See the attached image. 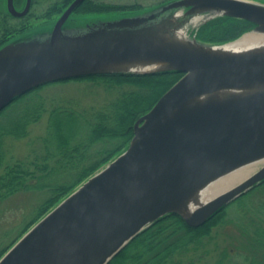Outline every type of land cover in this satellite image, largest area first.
<instances>
[{
    "label": "water",
    "instance_id": "water-1",
    "mask_svg": "<svg viewBox=\"0 0 264 264\" xmlns=\"http://www.w3.org/2000/svg\"><path fill=\"white\" fill-rule=\"evenodd\" d=\"M82 1L49 29L0 48V112L52 82L112 73L181 77L135 121L128 146L34 223L0 264H108L159 218L177 214L197 228L264 181L261 163L184 213L208 184L264 160V44L218 51L249 33L264 37L263 2L170 0L114 20L69 19ZM219 17L255 27L230 42L199 41V28Z\"/></svg>",
    "mask_w": 264,
    "mask_h": 264
},
{
    "label": "trees",
    "instance_id": "trees-1",
    "mask_svg": "<svg viewBox=\"0 0 264 264\" xmlns=\"http://www.w3.org/2000/svg\"><path fill=\"white\" fill-rule=\"evenodd\" d=\"M71 1H56L49 5L42 14L46 18L58 17ZM168 1L170 0L142 8L139 5H114L95 0H84L74 12L79 18L90 14H134ZM254 1L264 3V0ZM254 27L255 25L244 20L219 17L202 25L197 31L196 38L205 43L222 44L239 38ZM180 77V73L167 71L143 75L98 74L59 81L95 82L102 84L96 86H102L104 91L114 92L116 95L101 109L79 110L76 107L78 105L73 106V101H68L65 107H54L49 111L48 137L44 142L46 153L43 159H55V166L49 169L47 175L36 177L35 183L30 186L27 184V179L34 178L33 172H30L22 161L13 165L5 164L6 154L0 152V170H2L0 173V201L18 191L32 187L38 188L37 186H40L39 190L45 189L47 193V197L37 208L36 216L26 224L10 245L2 249L0 257L76 186L120 154L128 146L133 136L132 129L135 121L148 112ZM49 84L54 83H48L28 91L14 99L0 112V122L4 118L11 119L7 125L0 123V139L3 137L12 139L26 137L29 124L37 122L46 110V100L40 95V91ZM81 119L86 126V132L80 139H77V130L73 126L80 123L78 121ZM108 142L115 144L99 149L96 153L97 159L89 166L84 167L73 183L56 186L38 184L59 165L64 164L75 169L78 162L90 159L88 152H83L84 150H90L96 143L104 145ZM37 168L48 169L46 164L37 165ZM263 187L264 181L224 206L197 228L186 225L177 214H167L131 240L108 264H207L202 262V257L210 255V250L205 247V244L211 239L212 230L221 223L234 225L238 231L246 235L244 238L247 243L243 245L244 254L235 255L238 257L241 255L240 263L233 262L230 257L227 259L228 254L221 252L216 264H223L224 260H227L225 264H264V198L257 201L260 204L259 209L255 208L257 204L250 208L242 204L244 200L252 198L256 189ZM232 205L237 207L239 212L241 210L240 217L229 215L228 208Z\"/></svg>",
    "mask_w": 264,
    "mask_h": 264
},
{
    "label": "rangeland",
    "instance_id": "rangeland-1",
    "mask_svg": "<svg viewBox=\"0 0 264 264\" xmlns=\"http://www.w3.org/2000/svg\"><path fill=\"white\" fill-rule=\"evenodd\" d=\"M56 1L59 0H35V15L42 14L51 3ZM95 1L114 5H139L142 8H147L157 5L165 0ZM127 15L130 14H90L84 17H87L91 20L90 22H93L92 20L98 19L114 20ZM56 17L57 16H54L53 19H56ZM47 20L48 19L43 17H36L33 22V33H36L35 31L39 29H49L52 23L51 21L49 22ZM96 85L102 84H97L90 81H68L49 84V86L40 91V95L46 100V110L42 113L40 119L37 122L29 124L27 127L26 137L20 139L3 137L0 139V152H4L6 154L5 164L13 165L16 162L22 161L24 166L30 172H33L32 175L34 178L27 179V184L29 186L35 183L36 177L40 175H47L49 169H52L55 166V159H43L46 153L44 142L48 137L47 132L49 111L54 107H65V104H68L66 103L68 101H73V106L78 105L76 107L79 110L101 109L107 104V102L115 97L116 93H108L104 91L102 86ZM84 116H86V114H84ZM10 120L11 119L4 118L0 123H2V125H7ZM82 120L83 119L78 121L80 123L73 126L74 129L77 130V139H80L86 132V126L82 123ZM114 144V142H108L104 145L101 143H96L90 148V150L87 149L83 151L88 152V157L90 159L78 162L75 169H71V166H65L64 164L61 166L59 165L58 167L54 168V170L46 178L41 179L38 184L44 186H56L73 183L81 173L82 169L89 166L97 159L96 153L99 149L103 147H111ZM48 146L51 145L48 144ZM43 164H46L48 169L41 170L37 168V165ZM1 172L2 170H0V173ZM37 187L39 188L40 186ZM38 188L32 187L18 191L0 201V252L2 249H5L8 245H10L18 237L26 224L36 216L38 206L47 197L45 189L39 190ZM251 197V199L244 200L242 204L248 208H250V206L254 207L255 204H257L255 208L259 209L260 204L258 202L261 198H264V187L256 189ZM228 213L230 216L240 217L241 210L239 212L238 208L232 205L228 208ZM244 237H246V235L238 231L234 225L221 223L212 230L211 239H209V241L205 244V247L210 250V255L202 257V262L207 264H216V261L220 257V253L226 252L228 254L226 257L227 259L230 257L233 262L240 263L241 255L239 257L235 255L244 254L245 249L243 245L247 243ZM226 262L227 260H224L223 264Z\"/></svg>",
    "mask_w": 264,
    "mask_h": 264
},
{
    "label": "bare ground",
    "instance_id": "bare-ground-1",
    "mask_svg": "<svg viewBox=\"0 0 264 264\" xmlns=\"http://www.w3.org/2000/svg\"><path fill=\"white\" fill-rule=\"evenodd\" d=\"M259 44H264V37L253 32L245 35L242 39L229 44L218 51L223 53H242L249 48L257 46ZM261 163L264 164V160H257L255 162L242 166L239 169H236L208 184L195 196H193V199L189 202V205L187 207L188 209L184 213H189L192 209L212 199L216 195L231 189L236 184L247 178L251 173H253L256 170V167Z\"/></svg>",
    "mask_w": 264,
    "mask_h": 264
},
{
    "label": "flooded vegetation",
    "instance_id": "flooded-vegetation-1",
    "mask_svg": "<svg viewBox=\"0 0 264 264\" xmlns=\"http://www.w3.org/2000/svg\"><path fill=\"white\" fill-rule=\"evenodd\" d=\"M34 3L35 0H0V47L33 32L36 17L49 22L53 19L54 16L35 15ZM74 11L72 16H76Z\"/></svg>",
    "mask_w": 264,
    "mask_h": 264
}]
</instances>
